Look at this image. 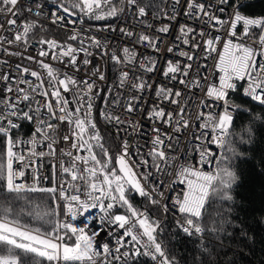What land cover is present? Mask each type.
<instances>
[{
  "label": "snow or ice",
  "instance_id": "6c2138e0",
  "mask_svg": "<svg viewBox=\"0 0 264 264\" xmlns=\"http://www.w3.org/2000/svg\"><path fill=\"white\" fill-rule=\"evenodd\" d=\"M247 7L245 0H28L27 4L21 0H0V30L4 32L0 35V50L38 65L34 70L17 62L13 68L6 60H0L7 65L6 71H0V191L16 199H26L24 194L28 193L48 194L54 205L35 214L47 228L32 227L11 207L0 205V264H23L21 254L44 258L48 264H129L141 255L153 264H176L158 239L165 222L151 218L148 209L134 208L128 198L130 192L165 216L178 217L177 235H196L203 241V210L210 193L221 202H230L238 180L231 165L233 150L228 149L232 156L211 151L212 145L223 148L230 143L227 138L233 121L231 113L236 109L229 104V93L242 88L246 98L264 108V16L247 14ZM24 12L68 29V41L77 42L79 47L42 38L37 44L38 55H26L29 34L43 25L27 16L20 22ZM121 14L128 21L127 28L106 24L105 29L127 38L131 47L124 44L119 51L110 49L108 39L117 37L102 40L82 27L87 20L107 21ZM180 17L202 22L199 28L178 23L181 36L177 39L182 38L183 44L189 45V34L199 37L190 47L201 50L205 60H215L210 82L206 74L201 75L202 70L206 73L207 64H195L197 57L188 51L178 52L185 58L183 65L166 59L163 67L138 51L147 44L148 50L160 55L164 42L161 34L168 35ZM162 19L168 23L158 27ZM148 20L153 22L147 23ZM238 25L243 27L239 36ZM136 26L150 30V34L137 32ZM253 29L260 30L258 38L252 34ZM249 39L251 43L247 42ZM14 45L24 47L25 52L13 51ZM90 48L98 50L99 58L106 57L117 70L115 85L106 83L105 65L93 64L88 58L93 55ZM164 51L173 53L177 49L168 46ZM44 57L62 64L63 73L45 62ZM82 72L83 76L78 75ZM145 73H159L162 81L170 83H150ZM176 84L187 91L177 90ZM125 88L127 93L120 95ZM149 91L154 93V99L144 101ZM197 92L203 93L198 105L194 102ZM142 101L149 106L143 108ZM162 103L175 107L171 112L165 111ZM98 105L100 117L116 127L118 134L121 129L125 133L135 129L137 123L125 122L114 114L117 107L128 114L143 111L150 123L159 121L174 132L169 135L153 126L150 131L155 135L147 152L138 145L136 149L130 148L121 137L123 142L113 161L94 119ZM217 105L222 111H211ZM190 109L195 110V130L185 153L177 156L171 141L178 142L179 133L193 127ZM19 121L37 123L30 140L14 138V130L21 127ZM57 124L69 126L71 135L58 137ZM58 139L63 143L70 141L74 151H63L57 157L54 145ZM22 144L30 145L26 154ZM41 145L47 151L38 152ZM97 148L103 158H98ZM188 148L198 154V160L186 161ZM46 155L60 160L58 166H52L51 187L41 186L43 178L35 169L32 174L28 171L34 158ZM206 167L211 170L206 171ZM169 176L171 184L166 188ZM115 209L125 212L120 214ZM78 219L80 223H74ZM219 230L222 227L210 229ZM104 237L108 242H104ZM113 240L115 246L111 247ZM207 251L208 246L204 245L201 254Z\"/></svg>",
  "mask_w": 264,
  "mask_h": 264
},
{
  "label": "trees",
  "instance_id": "16d2710c",
  "mask_svg": "<svg viewBox=\"0 0 264 264\" xmlns=\"http://www.w3.org/2000/svg\"><path fill=\"white\" fill-rule=\"evenodd\" d=\"M249 15L264 16V0H245ZM39 20L43 28L29 34V40H40L50 36L60 37L61 31L53 24L36 17L23 14V20ZM87 19V18H85ZM110 20H87V23L104 25ZM230 102L238 109L233 114L230 136L222 148L221 155H230L229 148L235 153L231 159L232 170L238 180L232 190L233 200L221 202L218 196L210 193L203 210V223L206 231L201 242L200 236L186 238L183 233L177 235L175 219L172 215H163L154 210L147 200L135 193H128L130 203L138 210H149L151 218L164 221L161 241L176 264H264V108L254 105L237 90L230 96ZM260 117V119H256ZM251 130V131H249ZM106 144L114 158L116 148L112 145L109 133ZM3 150V138L0 137V151ZM26 199H16L0 191V205L11 207L14 214L32 227H49L35 218L37 211L44 212L54 207L48 194H24ZM32 212L30 217L27 213ZM216 227L222 230L211 232ZM231 234V235H229ZM204 245L208 251L201 254ZM211 255H208V253ZM23 264H48L41 257L21 254ZM129 264H150L144 256L135 258Z\"/></svg>",
  "mask_w": 264,
  "mask_h": 264
},
{
  "label": "built area",
  "instance_id": "2783aa9c",
  "mask_svg": "<svg viewBox=\"0 0 264 264\" xmlns=\"http://www.w3.org/2000/svg\"><path fill=\"white\" fill-rule=\"evenodd\" d=\"M22 4H27L28 0H21ZM23 14H28L27 12H24ZM23 14L21 15L20 18V22H23ZM129 17L131 16V13L129 12L127 14ZM31 16V15H30ZM253 17L259 18L261 17V15H251ZM222 18L227 19V16H223ZM38 19L44 20L46 22L51 23V21L47 18L44 17H40ZM147 23H152L153 21L148 20L146 21ZM187 23L188 26L190 27H197L199 28L200 26H202V22H200L199 24L196 21H185L184 17H180L179 21L174 22L171 26V31L168 35H163L161 34V38L163 39V44L160 45V49H161V54L157 55L156 53H153L151 50H148V46L147 44H144L143 46L138 48V51L142 54H145L147 56H150L152 59L157 60L158 64L160 67H163L165 65V60H173L174 62H181V64L183 65V63L185 62V58L180 57L178 55L179 51H188L190 52L192 55L196 56L197 59L195 61V64H200V65H204L207 64V71L206 73L202 70L201 71V75H207V80L210 82L213 77L211 75V73L213 72V65L215 63V60L209 59V60H205L204 59V55L203 52L199 49H196L194 47H190V45H193L195 42L198 41L199 37L198 36H193L192 34H189V45H184L182 42V38L181 39H177L178 37L181 36L180 32H179V28H178V23ZM168 21L166 19H162L157 23V26H161L163 24H167ZM52 24V23H51ZM106 24H110L112 27H117V26H124V27H128V21L125 19V15L121 14L119 17L107 22ZM98 25V24H90V23H85L82 27L85 30H90V34H94L97 35L98 38L100 39H105V38H110V37H117L116 33H109L106 29H105V25ZM132 24L135 25L136 22L132 21ZM54 25V24H53ZM56 28L60 29L61 31V35L60 37H56V36H50L47 38H43V39H55L58 42L61 43H72V45L74 47H79V44L77 42H70L68 41V35L70 34V31L68 29H65L63 26L61 25H54ZM81 27L80 25H77V28ZM238 33L237 35L239 36L242 32H243V27L241 25H238ZM136 30L137 32L139 31H148L150 34V30L144 29L142 26H136ZM259 29H253L252 30V34L254 36H256L258 38V34H259ZM0 35H4L3 30H0ZM10 38V37H9ZM39 40H29V44L30 47L28 48L26 55L28 56H37L38 52H39V47L37 46ZM123 41V42H122ZM175 41V43H173ZM247 42L251 43V40L249 39ZM108 43L110 44V49H116L117 51H119L120 49H122V47L124 46V44H129V41L127 38H120L117 37L116 39H108ZM129 46L131 47L132 45L129 44ZM168 46H172L173 48L177 49V51L173 52V53H167L164 51V49H166V47ZM256 47H258L259 45H254ZM4 48H8L7 44H4ZM13 51H20V52H25L24 47H20V46H16L14 45L12 47ZM89 51H91L93 53L92 56L88 57L90 60H92L93 64H97V65H105L106 67V83L108 85H115L117 83L116 81V69L112 67L111 63L109 61H107V58L105 57L104 59H100L99 55H98V50L96 49H89ZM215 55V54H213ZM81 59H83V55L81 54ZM45 60V62L51 63L53 65L54 68L58 69L60 71V73L62 74L64 69V66L62 64H60L59 62L56 61H51L49 58L44 57L42 58ZM0 60H6L8 62V64L14 65L17 62H22L26 65H30L34 70L38 69V65H36L34 62L28 61L27 59L21 61V58L19 56H12V55H6L2 50H0ZM194 64V67H195ZM89 68L91 66H88ZM7 70V65L0 63V71H6ZM43 75H46L44 73H42ZM78 75L83 76L84 73H79ZM146 77L149 78V82L151 83L152 80L157 81L158 83L162 81V78L160 77L159 73H153V74H144ZM178 77L180 76V74H177ZM164 84H169L170 82L167 80H163L162 81ZM100 87H104V84H100ZM176 89L177 90H182V91H187L183 89L182 85L176 84ZM237 90H240V94L242 96L243 95V89L242 88H238ZM236 90V91H237ZM113 91L116 92L117 89L113 88ZM235 91V92H236ZM235 92H230L229 93V99L230 96L235 93ZM125 93H127V89H123L120 90L119 94L120 95H124ZM128 95L130 96L131 93H128ZM203 95L202 92H197L196 97L194 98V102L195 104H199V98ZM150 99H154V93L152 91H149L147 93V95H145L144 97V101H148ZM126 102V101H125ZM229 104L233 106V108H235L236 110L238 109L237 106H235L233 103L230 102L229 100ZM142 105L143 108H147L149 105L144 103L142 101ZM162 106L165 108V111H173V108L175 106L173 105H167L166 103H162ZM235 110V111H236ZM111 111V109H110ZM191 112V120L193 122V127L186 129V130H182L179 133L180 139L177 142L176 139H173L171 141V143L174 146V151H176V155L180 156L182 154L185 153L186 150V146L189 140L192 139V133L195 130V110L190 109L189 110ZM207 111V109L205 110ZM211 111L213 112H219L222 111V108L220 106H214ZM235 111H232V115L235 113ZM114 114L119 115L120 118L122 120H124L125 122H127L128 120H132L135 121L137 123V127L133 130H128L125 133L124 129H121L120 133H117L116 127H113V125L111 123H108L107 121H105L104 119H102L100 117L99 114V105L97 110L94 112V119L97 122V126L98 129L100 131L101 136L103 137V143L106 149H108L109 151V146L106 144V139H107V135L106 133L110 134V137L112 139V145L115 146L116 148V155H118V147L119 145L123 142V140L128 141L130 148L132 149H136V146L138 145L140 149H143L144 152H147L150 148V140L151 138L155 135V133H152L150 131V129L155 126V127H160L163 129L164 132H167L169 135H172L174 132L173 128H169L166 124H161L159 121L153 123H150L145 116L143 115V111L141 112H137V113H132V114H128L125 111H122L121 108L117 107L114 110ZM185 118H188L187 116ZM21 127L14 130V138L19 139L21 141H28L32 138L34 132H35V128L37 127V123L35 121L33 122H28V121H19ZM174 123V121H173ZM142 126V127H141ZM144 133H148V135H144ZM57 136H62V135H71V129L69 128V126H67L66 124H57ZM121 137H123V140H121ZM37 139H40L39 136H37ZM44 143H47V141H45ZM70 141L68 143H63L61 140H57L56 145H54V147H56L57 149V157H59L60 153L63 151H74L73 149H71L70 147ZM28 147H30V145L28 144H22L21 145V149L25 152V154L27 153V149ZM38 152L39 151H47L46 148L43 147V145H41L40 147H38L36 149ZM98 158H103V154L101 153L100 149L97 148L95 149ZM211 151L218 153V155H221V151L222 148H218L216 145H212L211 146ZM110 154V153H109ZM186 161L187 162H193L194 160H198L199 156L197 153H195L194 151H192L191 148H188L187 150V156H186ZM65 162H67L68 158L64 157ZM184 162V161H181ZM60 160L59 158H54L52 156H44L43 158L40 157H36L34 158V163L32 164L31 168L28 169L29 173L32 174V169H35L36 172H38V174L43 178L41 179V186L43 187H51L53 186L51 183V176H52V172H53V168L52 166L54 164H56L57 166L59 165ZM59 169L57 168V171ZM205 170H211L208 167L205 168ZM169 184L166 185L165 187H169L171 184V177H167ZM179 187H177V191H179ZM58 199V197H57ZM207 202V201H206ZM61 204H63V202H60ZM206 205V204H205ZM114 212L123 214L125 212L124 209H115ZM162 212V211H161ZM163 214V212H162ZM164 215V214H163ZM63 217L61 216V219ZM176 219L178 217H175ZM74 223H80L79 219L78 221L74 222ZM103 236V233L101 234ZM196 236V235H195ZM97 239H100V237H97ZM158 239L161 241L160 236H158ZM104 242H108V238L104 237ZM163 245V243H162ZM111 247H114V240L112 241V243L110 244ZM164 246V245H163ZM143 256V255H142ZM145 257V256H144ZM146 259L149 261L150 264H153V262L150 260V258L146 257Z\"/></svg>",
  "mask_w": 264,
  "mask_h": 264
},
{
  "label": "bare ground",
  "instance_id": "6f19581e",
  "mask_svg": "<svg viewBox=\"0 0 264 264\" xmlns=\"http://www.w3.org/2000/svg\"><path fill=\"white\" fill-rule=\"evenodd\" d=\"M171 215V214H170Z\"/></svg>",
  "mask_w": 264,
  "mask_h": 264
}]
</instances>
